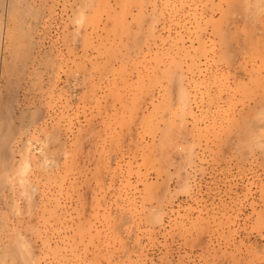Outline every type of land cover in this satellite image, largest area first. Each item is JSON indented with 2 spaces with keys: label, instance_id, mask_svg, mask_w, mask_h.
<instances>
[{
  "label": "rangeland",
  "instance_id": "obj_1",
  "mask_svg": "<svg viewBox=\"0 0 264 264\" xmlns=\"http://www.w3.org/2000/svg\"><path fill=\"white\" fill-rule=\"evenodd\" d=\"M0 264H264V0H0Z\"/></svg>",
  "mask_w": 264,
  "mask_h": 264
},
{
  "label": "bare ground",
  "instance_id": "obj_2",
  "mask_svg": "<svg viewBox=\"0 0 264 264\" xmlns=\"http://www.w3.org/2000/svg\"><path fill=\"white\" fill-rule=\"evenodd\" d=\"M262 1H263V0H262ZM260 4H263V3H260ZM248 5H249V4H248ZM257 5H258V4H257ZM258 6H259V5H258ZM262 6H263V5H262ZM259 9H261V10H262L263 8H260V6H259ZM259 11H260V10H259ZM261 12H262V11H261ZM258 13H259V12H258Z\"/></svg>",
  "mask_w": 264,
  "mask_h": 264
}]
</instances>
